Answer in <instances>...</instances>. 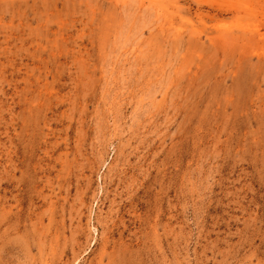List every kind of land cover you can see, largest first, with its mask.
Returning <instances> with one entry per match:
<instances>
[{"label":"rangeland","instance_id":"rangeland-1","mask_svg":"<svg viewBox=\"0 0 264 264\" xmlns=\"http://www.w3.org/2000/svg\"><path fill=\"white\" fill-rule=\"evenodd\" d=\"M0 264H264V0H0Z\"/></svg>","mask_w":264,"mask_h":264}]
</instances>
